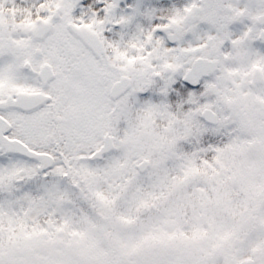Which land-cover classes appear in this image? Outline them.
<instances>
[{"label": "snow or ice", "instance_id": "6c2138e0", "mask_svg": "<svg viewBox=\"0 0 264 264\" xmlns=\"http://www.w3.org/2000/svg\"><path fill=\"white\" fill-rule=\"evenodd\" d=\"M0 264H264V0H0Z\"/></svg>", "mask_w": 264, "mask_h": 264}]
</instances>
